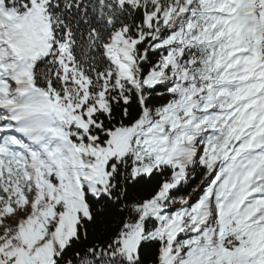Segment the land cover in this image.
<instances>
[{
  "label": "snow or ice",
  "instance_id": "snow-or-ice-1",
  "mask_svg": "<svg viewBox=\"0 0 264 264\" xmlns=\"http://www.w3.org/2000/svg\"><path fill=\"white\" fill-rule=\"evenodd\" d=\"M0 264H264V0H0Z\"/></svg>",
  "mask_w": 264,
  "mask_h": 264
}]
</instances>
